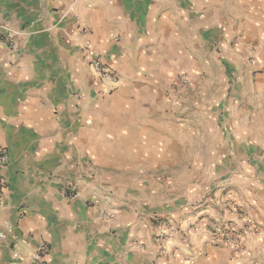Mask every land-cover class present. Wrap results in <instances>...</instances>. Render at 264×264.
Returning a JSON list of instances; mask_svg holds the SVG:
<instances>
[{
    "label": "crops",
    "instance_id": "1",
    "mask_svg": "<svg viewBox=\"0 0 264 264\" xmlns=\"http://www.w3.org/2000/svg\"><path fill=\"white\" fill-rule=\"evenodd\" d=\"M252 28L264 0H0V264H39L42 242L45 264H264V146L250 126L205 138L190 126L204 112L165 96L213 44L239 49ZM93 56L119 84L94 75ZM231 204L263 231L244 234L246 254L211 233L242 231ZM162 221L178 226L168 243Z\"/></svg>",
    "mask_w": 264,
    "mask_h": 264
},
{
    "label": "rangeland",
    "instance_id": "2",
    "mask_svg": "<svg viewBox=\"0 0 264 264\" xmlns=\"http://www.w3.org/2000/svg\"><path fill=\"white\" fill-rule=\"evenodd\" d=\"M232 32L231 29V41L234 37ZM249 32L252 40H247L239 49H234L233 44L231 50L223 46L215 48L213 44L210 52L203 53L196 61L197 69L201 67L198 71L183 70L189 76L188 83L181 84L177 78L176 81H170L165 96L177 106L181 104L183 107L186 103L191 116L194 114L193 110L204 112L203 124L190 126L202 127L205 138L208 132L220 130L222 134L223 129L231 132V128L244 130L250 126L253 138L264 146V28H252ZM229 65L231 74L226 71ZM222 100H230L231 106L220 111L216 106ZM229 112L231 116L227 117ZM217 116L223 117L221 124L214 121L215 118L218 121ZM232 117L241 121L249 118V121L235 125ZM187 158L191 161L197 159L191 155ZM209 158L210 155L202 156V162L205 164ZM197 161L199 162V158ZM195 174L199 177L202 173Z\"/></svg>",
    "mask_w": 264,
    "mask_h": 264
},
{
    "label": "built area",
    "instance_id": "3",
    "mask_svg": "<svg viewBox=\"0 0 264 264\" xmlns=\"http://www.w3.org/2000/svg\"><path fill=\"white\" fill-rule=\"evenodd\" d=\"M11 41V33H3L0 32V46L9 48ZM254 61V59H252ZM89 65L94 73V75L103 83L109 86H115L120 83L121 77L120 75L113 69H111L108 65L104 63L102 58L99 56H93ZM177 80L179 83L184 84L188 83L189 76L185 73H181L178 75ZM9 161V153L7 149H5L0 144V202L3 201L7 182L5 179V175L3 173V167ZM65 195L69 198L76 197L78 192L75 190L65 189ZM232 212L239 215L242 222V231H233L230 223H214L211 226V233L218 238H221L228 242L230 248L235 253L246 254L247 248L244 244V234H251L253 236H261L263 234L262 229L256 227L253 219L248 217L246 214L239 210L237 205L231 204ZM10 229H13L12 226H9ZM178 231V226L169 222H160V235L157 240H163L168 243L169 239L173 237V235ZM0 238H7V233L0 232ZM17 238V236H16ZM17 240V239H16ZM14 241L13 247L16 248L18 245L17 241ZM47 245L42 242L35 246L32 258L39 264H45V257L47 254ZM17 258V255H14Z\"/></svg>",
    "mask_w": 264,
    "mask_h": 264
}]
</instances>
